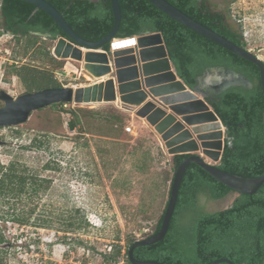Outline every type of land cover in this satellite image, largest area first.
<instances>
[{"label": "rangeland", "instance_id": "374dc122", "mask_svg": "<svg viewBox=\"0 0 264 264\" xmlns=\"http://www.w3.org/2000/svg\"><path fill=\"white\" fill-rule=\"evenodd\" d=\"M207 2L264 62V0ZM1 23L0 18V91L11 97L28 93L15 67L53 68L40 48L62 62L53 71L62 87L91 83L82 63L52 54L54 41L40 36L31 46L29 37L2 32ZM79 108L96 114L79 112L80 123L71 130L68 110ZM110 115L122 120L113 124ZM172 159L154 129L120 104L51 105L32 112L21 125L0 128V165L14 162L33 178L47 180L36 193L37 184H28L20 195L0 192L5 264H126L129 245L153 234L166 207L175 172ZM236 196L202 197L201 204L207 212L221 211ZM81 215L87 222L83 227L77 224ZM69 223L74 225L66 230ZM112 252L118 253L111 259Z\"/></svg>", "mask_w": 264, "mask_h": 264}, {"label": "trees", "instance_id": "16d2710c", "mask_svg": "<svg viewBox=\"0 0 264 264\" xmlns=\"http://www.w3.org/2000/svg\"><path fill=\"white\" fill-rule=\"evenodd\" d=\"M46 1L84 40L99 41L112 30L114 19L111 0ZM166 1L206 28L247 50L242 34L234 24L208 2ZM118 2L122 19L117 37L128 38L145 30L160 32L178 77L190 89H195L198 86V78L212 67H226L245 78L248 83L240 81L225 89L204 91L205 101L226 127V144L216 167L243 178L262 176L264 174V96L258 67L171 19L147 0H118ZM0 18L2 32L14 36L20 35L23 38L29 37L31 46L40 39V36L34 33L44 34L50 41L58 37H66L45 12L20 0H0ZM40 49L43 51L42 56L53 65L52 69L29 64L14 68L15 76L27 92L61 87L53 71L61 69L62 62L57 61L49 51ZM104 49H108V46ZM79 112L87 117L96 114L82 108L68 110L72 116L68 122L69 129H75L80 123ZM108 117L113 124L122 120L119 116ZM190 156V154L174 156L172 159L174 169ZM0 175V192L4 194L16 190L15 194L20 195L25 192L28 184L33 186L37 184L32 189L33 193H36L47 181L33 178L26 169H20L14 162L7 166L0 165ZM231 193L236 192L216 181L198 165L189 164L180 185L167 234L155 244L136 248L134 258L163 264H209L222 258L230 260L232 264H264V184L253 195L236 193L237 196L231 207L221 211L207 212L201 204L202 197L208 200H220ZM166 207L153 234L160 230ZM16 221L24 223L22 220ZM77 224L79 227L87 225L84 215L80 216ZM73 225L69 223L65 229L70 230ZM4 242L5 239L0 234V264H5L3 260L5 250L1 248ZM128 249L125 259L126 264H131L128 259ZM117 253L112 252L110 258L112 259Z\"/></svg>", "mask_w": 264, "mask_h": 264}, {"label": "water", "instance_id": "95a60500", "mask_svg": "<svg viewBox=\"0 0 264 264\" xmlns=\"http://www.w3.org/2000/svg\"><path fill=\"white\" fill-rule=\"evenodd\" d=\"M20 1L42 10L54 21L66 37L54 40L52 54L58 59H71L82 63V69L93 82L76 89L62 86L44 88L18 97H11L1 90L0 101L3 106L0 107V128L21 125L32 112L54 104L119 103L126 111L143 119L154 129L169 156L191 155L175 169L160 230L156 234L136 240L129 247L128 259L131 264H163L151 260H136L134 250L155 244L167 234L180 185L189 164L198 165L216 181L236 193L253 195L264 184V174L255 178H243L216 167L226 144V127L205 101L204 91L225 89L240 81L246 83L243 76L226 67H212L198 78V86L190 89L178 77L160 32L145 30L132 37H117L122 19L118 0L110 1L114 19L112 30L95 42L79 37L46 0ZM147 1L186 28L257 66L264 96V62L258 56L206 28L166 0ZM34 34L47 38L44 34ZM115 40L120 41L114 42ZM105 46L108 49H104ZM122 46L123 48L115 51L110 48ZM220 263L232 264L226 258L209 264Z\"/></svg>", "mask_w": 264, "mask_h": 264}, {"label": "bare ground", "instance_id": "6f19581e", "mask_svg": "<svg viewBox=\"0 0 264 264\" xmlns=\"http://www.w3.org/2000/svg\"><path fill=\"white\" fill-rule=\"evenodd\" d=\"M120 40H115L114 42H119ZM127 46H132V45H127ZM127 46H124V47H127ZM120 48H123L122 47H115V48H112L113 51L117 50V49H120ZM85 78L89 81V82H93V79H91V77L89 75H84ZM97 104V103H96ZM120 107L125 110L124 106L123 105H120ZM133 110V109H132ZM126 111V110H125Z\"/></svg>", "mask_w": 264, "mask_h": 264}, {"label": "built area", "instance_id": "2783aa9c", "mask_svg": "<svg viewBox=\"0 0 264 264\" xmlns=\"http://www.w3.org/2000/svg\"><path fill=\"white\" fill-rule=\"evenodd\" d=\"M110 48H111V50H112L113 47H110ZM112 51H113V50H112ZM126 130L130 132V131L132 130V128H131V127H127Z\"/></svg>", "mask_w": 264, "mask_h": 264}, {"label": "flooded vegetation", "instance_id": "af4514ba", "mask_svg": "<svg viewBox=\"0 0 264 264\" xmlns=\"http://www.w3.org/2000/svg\"><path fill=\"white\" fill-rule=\"evenodd\" d=\"M198 1L201 3V2H203V1H204V2H207V1H212V0H198Z\"/></svg>", "mask_w": 264, "mask_h": 264}, {"label": "crops", "instance_id": "0c3cea01", "mask_svg": "<svg viewBox=\"0 0 264 264\" xmlns=\"http://www.w3.org/2000/svg\"><path fill=\"white\" fill-rule=\"evenodd\" d=\"M118 104H119V103H118ZM118 104H117V105H118ZM193 137H194V136H193ZM158 140H159V139H158ZM160 143H161V142H160Z\"/></svg>", "mask_w": 264, "mask_h": 264}]
</instances>
